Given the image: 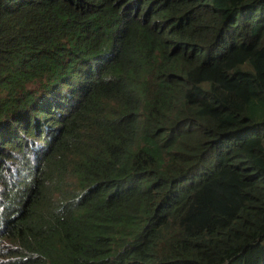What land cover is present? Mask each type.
I'll use <instances>...</instances> for the list:
<instances>
[{
    "label": "trees",
    "instance_id": "trees-1",
    "mask_svg": "<svg viewBox=\"0 0 264 264\" xmlns=\"http://www.w3.org/2000/svg\"><path fill=\"white\" fill-rule=\"evenodd\" d=\"M0 264H264V0H0Z\"/></svg>",
    "mask_w": 264,
    "mask_h": 264
},
{
    "label": "rangeland",
    "instance_id": "rangeland-1",
    "mask_svg": "<svg viewBox=\"0 0 264 264\" xmlns=\"http://www.w3.org/2000/svg\"><path fill=\"white\" fill-rule=\"evenodd\" d=\"M243 67H245V68H249L250 66H249L248 63H245V64L243 65Z\"/></svg>",
    "mask_w": 264,
    "mask_h": 264
}]
</instances>
